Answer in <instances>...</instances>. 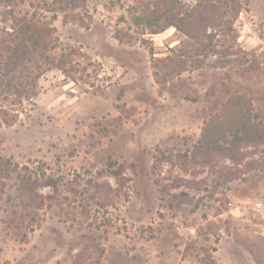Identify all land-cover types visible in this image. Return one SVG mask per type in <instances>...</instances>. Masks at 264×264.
I'll return each instance as SVG.
<instances>
[{
	"label": "rangeland",
	"instance_id": "1",
	"mask_svg": "<svg viewBox=\"0 0 264 264\" xmlns=\"http://www.w3.org/2000/svg\"><path fill=\"white\" fill-rule=\"evenodd\" d=\"M238 1L197 41L160 0H0L4 78L37 72L7 65L24 22L46 41L35 96L0 107V264H264V143L192 157L232 95L264 123V0Z\"/></svg>",
	"mask_w": 264,
	"mask_h": 264
},
{
	"label": "trees",
	"instance_id": "2",
	"mask_svg": "<svg viewBox=\"0 0 264 264\" xmlns=\"http://www.w3.org/2000/svg\"><path fill=\"white\" fill-rule=\"evenodd\" d=\"M160 2L162 5L169 6L177 11L178 16L174 23L175 27L197 41L212 37L213 34L208 32V29L214 26H221L225 32L230 31L241 11V4L238 0L201 1L192 8L184 7L177 0H160ZM155 4L159 5V3ZM140 20L145 21V24L148 25H151L154 21L148 17L146 19L140 18ZM39 29L40 27L36 23L24 22L20 27L19 34L14 38V44L7 59V65L11 64L14 70L24 62H35L34 67L37 72L30 73L26 81L19 82L4 78L10 72L8 68L0 74L2 76V79H0V98L3 100L0 107L3 112L11 110L14 113L12 118L2 119L4 123H13L17 116L15 112H18L23 99H30L36 94L37 79L42 73L36 59L44 55L41 50L42 45L46 43L41 38V30ZM46 61L49 62L47 56ZM167 61L169 64L172 63L170 68H164L161 74L158 71L155 72V79L160 83H164L183 70L180 61H174L172 57H168ZM63 62H65V59L61 57L57 64H53L51 61L50 64L62 68ZM168 62H166V66ZM262 143H264V123L252 114L251 100L245 95L237 94L230 96L222 106L221 112L207 121L202 129L198 144L193 148L192 157L196 158L201 155L203 160H206L207 156L217 153L238 164L244 157V153L241 152L242 147ZM255 162L258 168L264 169V160H255ZM251 165L247 164V168H252ZM30 198L33 199L35 196H30ZM34 200L37 201L38 206L43 204V199ZM211 264L217 263L212 260Z\"/></svg>",
	"mask_w": 264,
	"mask_h": 264
}]
</instances>
